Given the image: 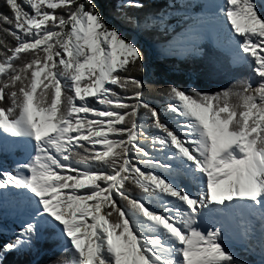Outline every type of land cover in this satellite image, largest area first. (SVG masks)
<instances>
[{
	"label": "snow or ice",
	"instance_id": "obj_1",
	"mask_svg": "<svg viewBox=\"0 0 264 264\" xmlns=\"http://www.w3.org/2000/svg\"><path fill=\"white\" fill-rule=\"evenodd\" d=\"M261 4L205 6L250 74L215 92L169 84L165 118L131 75L145 71L141 48L95 0H4L0 33L14 44L0 39V157L23 161L0 167V199L14 193L30 214L0 243V264L32 253L48 231L68 257L53 264H245L212 222L235 209L264 246ZM117 19L140 30L163 23Z\"/></svg>",
	"mask_w": 264,
	"mask_h": 264
},
{
	"label": "trees",
	"instance_id": "obj_2",
	"mask_svg": "<svg viewBox=\"0 0 264 264\" xmlns=\"http://www.w3.org/2000/svg\"><path fill=\"white\" fill-rule=\"evenodd\" d=\"M95 2L105 20L113 22L115 26L127 33L136 31L140 43L139 47L144 54L145 71L140 73L134 70L131 75L143 81V99L149 102L169 101L166 93L169 84H175L184 89L196 87L202 92H215L229 86L234 79H242L250 74L247 65H232L230 53L216 48L209 41L203 43L201 53L198 56L183 60L174 57L152 56L151 50L156 51L155 46L157 44H165L170 41L184 25L190 22L191 18L181 19V12L198 9L199 4L193 0L183 2L176 0H145V7L142 9L122 8V0H95ZM176 11H180V13H175ZM0 13L8 14V8L4 5V0H0ZM124 14L138 19L141 23L145 21L146 17L157 15L163 18V23L157 22L154 27L140 30L123 24L117 19V17ZM260 14L264 17L263 10ZM3 27H6V25H3ZM0 39L9 44H14L12 37L3 33H0ZM146 43L151 45L150 49L146 46ZM146 75H148V79H145ZM0 165L4 169L13 170V162L8 157L1 158ZM129 190L133 195L138 192L131 185ZM7 234L13 235L12 233L1 234L0 243H6V239L3 237ZM54 236L50 231L44 232L43 241L37 243L32 253H10L5 260V264H53L54 261L68 259L66 254L57 250L59 239ZM253 242L254 239L251 237L248 247H251L254 244ZM253 248L258 249L255 245H253ZM244 249V247H233L232 252L238 258L244 260L245 264H260L256 262L253 253ZM262 254L264 257V251Z\"/></svg>",
	"mask_w": 264,
	"mask_h": 264
},
{
	"label": "rangeland",
	"instance_id": "obj_3",
	"mask_svg": "<svg viewBox=\"0 0 264 264\" xmlns=\"http://www.w3.org/2000/svg\"><path fill=\"white\" fill-rule=\"evenodd\" d=\"M178 2H183V1H189V0H176ZM195 3L199 4L198 9L196 10H185V12H181V19L186 20V19H190V22L186 25H184L182 27V29H180L173 37L170 41L166 42L165 44H157L156 47V51L151 50L152 56L153 57H174V58H178L180 60L186 59V58H190L193 56H198L201 53V47L203 45L204 42L209 41L211 42V44H213L216 48H220L223 49L224 51L230 53V62L232 65H237L233 63V50H234V46L230 45L227 40L225 39L226 33L224 31V25L223 24H219L216 26H209V24L206 22L205 19V13H206V5L209 4V2H207L206 0H193ZM259 2V0H258ZM213 3V2H210ZM261 8L264 11V4H261ZM175 13H180V11H176ZM106 22H108L109 24H113V22L109 21V20H105ZM114 25V24H113ZM203 27L204 29H206V32L204 34V36L202 38H199V41L197 42V49L196 51L191 54V55H187V43L188 40H191L194 38V32L197 30V28H201ZM119 28V27H118ZM119 30L122 32V34L125 36L126 39H132L135 40V42L138 44V46L140 45L139 41H138V37H137V33L136 31H129V33H127L126 31H124L123 29L119 28ZM219 31H221L222 33H219ZM129 34V36L127 37V35ZM222 34V35H221ZM224 34V35H223ZM147 47L150 49L151 45L149 43H146ZM186 45V46H185ZM145 79H148V75L145 76ZM144 101L146 103H148L149 105H151L152 107L157 108L160 112L161 115L164 116L165 118L168 117V113L165 112V108L168 104L169 101L166 102H158V103H152L149 102L147 100L144 99ZM20 156H22L20 154ZM0 167H2L0 165ZM14 167V165H13ZM3 168V167H2ZM15 168V167H14ZM13 168V169H14ZM2 207L0 206V210ZM240 213L242 214V216L244 215V212L242 213L241 210H239ZM241 214L237 215V217L241 218ZM3 215L2 213H0V235L1 234H5V233H14L15 230H18L19 227L21 226L18 221L15 220V222L9 221V218L12 219L13 217H4L2 219ZM245 219H247V216L244 215ZM237 220V219H236ZM212 222L217 223L215 220H213ZM14 223H19L14 224ZM12 224V225H11ZM13 226V227H12ZM247 226V225H246ZM244 225H241V227H243V231L242 233H240L239 231V235L242 238V241L240 243H242L243 241H248L250 242V238L249 236L245 235V227ZM238 230H241L240 228H238ZM4 239H6V242H8L10 239L13 240L14 239V235H5L3 237ZM254 239V244L258 249H254L253 245L251 247H245L244 250H250L249 252L253 253V257L256 258V262L260 263V264H264V257L262 255L261 252L264 251V246H262V238L260 236V233L257 231L256 234L252 237ZM62 243V241L60 242ZM239 243V244H240ZM235 244V243H232ZM234 245H231L230 247V251H232ZM62 247V246H61ZM58 251H61V248H57ZM261 253V254H258Z\"/></svg>",
	"mask_w": 264,
	"mask_h": 264
},
{
	"label": "bare ground",
	"instance_id": "obj_4",
	"mask_svg": "<svg viewBox=\"0 0 264 264\" xmlns=\"http://www.w3.org/2000/svg\"><path fill=\"white\" fill-rule=\"evenodd\" d=\"M206 1L209 3L210 2H213V3H222L223 2V0H206ZM210 25L216 26V24H209V26ZM205 32H206V29H204L203 27L197 28V30L194 32L195 33L194 38L191 40V42H190V40H188V43H187V52L188 53H187V55H191L196 51L197 42L199 41V38H202L204 36ZM219 33H222V32L219 31ZM15 161H16V163L22 162L23 156H20V157L16 156ZM0 206L4 209L6 217L12 216L19 223H23L24 221H26L28 219L29 214H30V209L27 206V204L24 201H22L18 196H16L14 193L6 194L2 199H0ZM0 213H2V211H0ZM238 214L239 215L241 214L239 209H235V210L225 212L222 215H218L214 219L217 223H219L224 228L225 237H226L225 245L228 247V249H230L231 245H233L232 243H235L234 245H239V243L242 241V238L239 235V231H240V233H242V231H243L242 230L243 227H241V225H244V226L247 225V219H245V217H244L245 213L243 216L241 214V218L237 217ZM3 218L4 217H2V219ZM9 221H10V219H9ZM207 223H208V221H205V225ZM20 225H22V224H20ZM202 226H204V225H202ZM238 228H240L241 230H238Z\"/></svg>",
	"mask_w": 264,
	"mask_h": 264
}]
</instances>
